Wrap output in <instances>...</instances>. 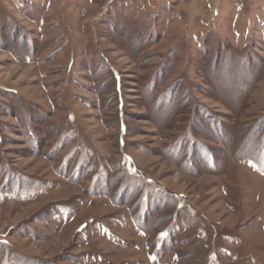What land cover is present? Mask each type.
I'll return each mask as SVG.
<instances>
[{
  "label": "rangeland",
  "instance_id": "obj_1",
  "mask_svg": "<svg viewBox=\"0 0 264 264\" xmlns=\"http://www.w3.org/2000/svg\"><path fill=\"white\" fill-rule=\"evenodd\" d=\"M0 264H264V0H0Z\"/></svg>",
  "mask_w": 264,
  "mask_h": 264
}]
</instances>
